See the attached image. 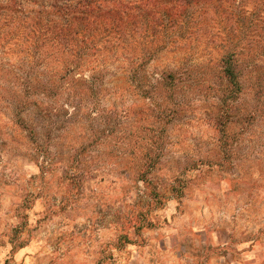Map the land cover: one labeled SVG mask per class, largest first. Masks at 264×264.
<instances>
[{"label": "rangeland", "instance_id": "obj_1", "mask_svg": "<svg viewBox=\"0 0 264 264\" xmlns=\"http://www.w3.org/2000/svg\"><path fill=\"white\" fill-rule=\"evenodd\" d=\"M54 1L0 0L1 264H212L207 238L263 232L264 0L187 8L160 42L145 22L82 65L29 37L63 24Z\"/></svg>", "mask_w": 264, "mask_h": 264}, {"label": "trees", "instance_id": "obj_2", "mask_svg": "<svg viewBox=\"0 0 264 264\" xmlns=\"http://www.w3.org/2000/svg\"><path fill=\"white\" fill-rule=\"evenodd\" d=\"M209 1L175 0L172 5H168L164 0H70L62 7L54 1L55 5L50 7L58 9L63 24H55L39 34L33 31L29 37L41 48L59 40L62 51L78 61V65L91 57L100 64L102 59L99 58L103 55L131 47L128 37L138 36V26L146 22L149 30L146 33L152 36V43L160 42L158 34L164 23L176 27L182 16H186L187 8L198 9ZM195 16L191 20L195 21ZM42 21L44 19H39L38 23L42 24ZM199 24L197 19L196 25ZM131 29H134L133 34L129 33ZM74 42L76 46H72ZM225 54L224 74L234 82L238 77L235 69L237 54L234 49L225 50Z\"/></svg>", "mask_w": 264, "mask_h": 264}, {"label": "crops", "instance_id": "obj_3", "mask_svg": "<svg viewBox=\"0 0 264 264\" xmlns=\"http://www.w3.org/2000/svg\"><path fill=\"white\" fill-rule=\"evenodd\" d=\"M214 239V240H213ZM205 244L218 245L223 248L218 253L216 263L212 264H264V229L256 235H240L232 240L221 241L217 238H207ZM31 253L29 248H23L17 251L11 264H30L28 255ZM8 251H0V264L8 259Z\"/></svg>", "mask_w": 264, "mask_h": 264}]
</instances>
